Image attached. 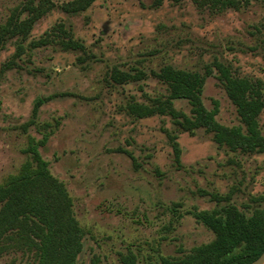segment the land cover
<instances>
[{"label":"rangeland","instance_id":"obj_1","mask_svg":"<svg viewBox=\"0 0 264 264\" xmlns=\"http://www.w3.org/2000/svg\"><path fill=\"white\" fill-rule=\"evenodd\" d=\"M27 1L0 0V30ZM51 1L20 54L16 37L0 49V182L31 158L30 141L48 134L41 153L73 197L85 229L84 264L95 255L103 264H124L129 253L141 264L179 257L214 238L195 210L230 202L251 213L259 205L255 197L264 195V150L219 144L213 131L184 129L171 114L139 118L128 105L169 95L154 74L166 64L201 73L212 66L203 102L212 109L218 101L221 123L241 124L214 62L259 80L264 95V0L239 7L211 0H95L77 13L61 8L71 0ZM59 23L84 50L62 46ZM39 40L49 42L34 46ZM115 67L144 76L119 83L111 76ZM174 105L192 114L187 99ZM259 119L264 133V109ZM0 264H35V257L0 247Z\"/></svg>","mask_w":264,"mask_h":264},{"label":"trees","instance_id":"obj_2","mask_svg":"<svg viewBox=\"0 0 264 264\" xmlns=\"http://www.w3.org/2000/svg\"><path fill=\"white\" fill-rule=\"evenodd\" d=\"M95 0H71L61 5L63 11L77 13L87 9ZM224 7H239L251 0H211ZM51 0H28L21 10L16 9L0 30V49L9 37H16V53L23 50V40L31 33L35 23L53 7ZM23 11L27 15L21 16ZM22 12V13H21ZM64 33L59 42L67 49H85V45L75 38L71 29L59 23ZM49 41H34L38 46ZM218 78L236 105L241 124L225 125L217 119L219 103L209 109L203 102V90L207 75L214 71L210 66L205 73L166 64L154 74L164 80L170 93L166 98L156 97L153 102L132 101L128 105L130 113L142 118L155 114H171L174 121L184 129L205 127L214 132L219 144H227L245 151H263L264 133L260 125V114L264 109V95L261 82L249 76L238 75L222 61L214 62ZM111 76L119 83L144 76L142 71L132 73L115 67ZM184 98L192 105L191 115L179 111L174 99ZM44 98L39 97L34 106V114ZM48 134L39 140H31L26 151L30 159L25 161L18 172L8 175L0 182V247L19 248L32 252L35 264H84L79 263L83 250L85 229L77 219L71 196L65 182L55 176L49 161L41 153V146L48 140ZM176 157L181 154L176 135L172 136ZM214 199H219L217 194ZM259 203L247 214L228 202L212 209L195 210V217L214 232V238L194 246L188 253L179 256H162L161 261L149 260L145 264H247L264 251V195H259ZM124 264H141L134 253L123 255ZM90 264H103L97 255Z\"/></svg>","mask_w":264,"mask_h":264},{"label":"water","instance_id":"obj_3","mask_svg":"<svg viewBox=\"0 0 264 264\" xmlns=\"http://www.w3.org/2000/svg\"><path fill=\"white\" fill-rule=\"evenodd\" d=\"M247 264H264V251L257 258Z\"/></svg>","mask_w":264,"mask_h":264}]
</instances>
